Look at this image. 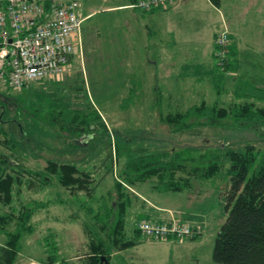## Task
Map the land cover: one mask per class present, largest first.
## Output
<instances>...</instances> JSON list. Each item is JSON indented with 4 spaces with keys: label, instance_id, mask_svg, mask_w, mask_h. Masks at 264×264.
Wrapping results in <instances>:
<instances>
[{
    "label": "rangeland",
    "instance_id": "1",
    "mask_svg": "<svg viewBox=\"0 0 264 264\" xmlns=\"http://www.w3.org/2000/svg\"><path fill=\"white\" fill-rule=\"evenodd\" d=\"M124 1L128 0H78L83 12H90L80 24L84 40L80 57L75 53L68 69L57 78L31 83L23 91L0 89V160L8 159L4 174L12 178L9 201L4 203L0 194V224L4 231H13L16 217L32 209L28 221L31 229L22 232L18 254L40 257L51 264H86L91 235L103 236V232L98 234L101 229L95 214L105 202L117 200L116 181L121 180L124 196L132 199L129 210L143 202L161 201L166 195L156 187L159 183L155 176L126 182L122 171L131 157L164 149L171 155L177 151L195 155L214 149L220 170L203 180L209 191L203 202L208 212L197 240L180 252L162 245V239L149 238L151 242L127 249L115 260L117 264H128L127 254L133 252L140 255L134 257V264H175L177 258L178 264H220L211 259V253L221 222L216 223L219 219L223 221L221 216L225 214L223 202L219 204L214 199L218 190L215 188L228 181L230 161L223 151L225 147L243 150L247 144L263 150L264 134L239 126L232 110L220 117H188L184 123L190 125L179 130L163 117L201 101L229 110L244 96L264 98L260 88L263 84L247 86L252 82L250 75L264 77L261 67L264 51L250 53V43L244 44L253 60L249 64L251 70L242 72L235 67L226 73L222 70L219 74L228 81L225 83L223 79L216 87L214 81L200 82L193 74H187L184 76L187 81H182L180 77H165L164 73L158 88H149L147 84L153 81L149 78L145 86L133 89L142 81L144 65L140 66L129 52H135L136 44L127 31L131 21H125V10L108 9ZM254 26L242 30L243 35L250 38L252 31L251 37L258 36L263 48L264 29ZM119 48L121 55L116 56ZM257 103L264 104V99ZM49 159L75 165L76 173L84 178L88 174L85 182L89 188L72 194L69 188L61 187L54 173L48 170ZM185 165L191 164L185 162ZM189 180L194 185L200 182L190 176ZM170 195L177 196L172 199L175 202L184 192ZM137 217L130 214L125 218L129 238L134 236L131 221ZM190 223L196 225L195 220ZM135 229L138 230L136 225ZM4 240L5 235L0 233V243L4 244Z\"/></svg>",
    "mask_w": 264,
    "mask_h": 264
},
{
    "label": "trees",
    "instance_id": "2",
    "mask_svg": "<svg viewBox=\"0 0 264 264\" xmlns=\"http://www.w3.org/2000/svg\"><path fill=\"white\" fill-rule=\"evenodd\" d=\"M132 1L135 2V0ZM209 1L214 6H219L221 0ZM231 40V33H229L227 52L229 60L225 67L221 68L217 65L213 51L215 74L217 75L213 79L215 87L221 80L223 82L222 73L234 68L230 50ZM222 70L225 71L222 72ZM220 72L222 73L219 74ZM255 84L253 80L247 86L251 87ZM2 90L12 91L9 88ZM252 97L255 96L252 95ZM231 110L239 126H247L264 134V104L259 105L256 100L243 98L238 103L234 102L229 110L219 108L216 104L206 105L204 101H201L182 111H175L174 114H166L163 120L179 130L190 125L189 122L184 123L188 117H220L225 116ZM223 155L230 161L228 181L222 192L223 210L226 216L214 237L211 259L220 264H264V149L256 148L254 144L245 145L243 150L225 147ZM185 162H190L191 165L186 167ZM7 163L8 159L0 160V194L4 203L10 199L12 184L10 175L4 174L7 170ZM47 165L48 170L54 173L61 187L69 188L72 194L89 188L85 182L89 175L86 174L84 178L80 173H76L75 165L58 164L53 159H49ZM219 167L220 163L214 149L199 151L195 155L188 151L187 153L177 151L171 155L168 150L164 149L160 152L153 151L131 157L122 172L127 183L134 182L135 179L142 181V179L155 176L159 183L156 187L161 192H177L182 189H193L194 184L189 180V176L197 180L208 179L216 175L220 170ZM114 185H116L117 200L109 204L105 202L100 212L95 214L94 219L98 227L100 224L101 229L98 234L103 232V236L91 235L86 264H107L112 248L120 250L136 242L135 239H127L125 235V218L132 199L124 196L125 186L121 180L116 181ZM31 213L32 209L25 211L21 216L18 215L13 231H4L3 225L0 224V233L5 235L4 244L0 245V264H13L20 248L19 240L22 232H30L31 223L28 221ZM2 230L4 232H1ZM136 234H139L138 230Z\"/></svg>",
    "mask_w": 264,
    "mask_h": 264
},
{
    "label": "crops",
    "instance_id": "3",
    "mask_svg": "<svg viewBox=\"0 0 264 264\" xmlns=\"http://www.w3.org/2000/svg\"><path fill=\"white\" fill-rule=\"evenodd\" d=\"M132 3V0L124 1L123 3H114L109 6L108 9H110V11L125 10V21H131L127 31L130 32L136 44L134 47L135 52L131 50L129 52L131 53V57H136L140 66L144 65V74L142 79H140L142 81H139L133 89L138 90L145 86L146 80L149 78L153 79L150 84H147L149 88H158L162 84V81L161 83L159 81L161 75L164 73L163 76L165 77H170V79L172 77H180L182 81H187V79H184V76H187V74L196 75L200 82L207 80L213 81L215 78L214 75H216V65H214V42H212V39L216 30L226 29L230 31L232 39V48L230 50L232 53V60L234 61L232 64L233 66L235 65L234 67L239 71L251 70L249 69V64L253 60L250 58L249 52L257 54L258 52L261 53L264 51L261 42L259 43V40H257L258 36L251 37V31L250 38H247L242 32V30L248 27L251 29L254 25L258 26L259 29H264V0H221L219 6H214L209 0H174L165 7L146 11L131 7L130 4ZM121 7L124 8L122 9ZM79 12L83 19L90 14V12L85 14L81 5ZM119 32L122 33V30ZM78 37L80 41L77 42L76 53L78 52L77 55L79 58L81 54L80 45L83 46L84 42L82 27L80 28ZM121 39L123 42V35ZM244 39L248 41V43L245 42ZM119 40L120 37H117V41ZM251 43L254 45L251 46ZM244 44L249 45L251 48V50L248 48L249 52L244 49ZM115 54L116 56L121 55L120 48L115 51ZM73 57L74 55L71 59H73ZM129 63H131V61ZM261 67L263 68L264 64L263 66L261 65ZM146 70L148 71L147 73ZM130 72L133 74V71ZM262 78L264 79V77L259 78L257 75L253 74L250 75L249 80H255L256 83L259 85L263 84L262 86H264V80ZM224 80L225 83H227L228 79L226 78ZM260 88L262 89L261 91H264V87ZM242 98L247 99L245 96ZM242 98L240 100H242ZM263 99L264 98L261 96H250L248 100L259 101ZM203 180L204 179H200L199 183L193 185L192 190H178V193L184 192V195L178 197V201H172L173 198H177V196L170 195L175 193L174 191H166L163 192V194L166 195L161 201H149L147 204L143 202L135 209L132 206L131 210H128L127 215L131 214L135 215V217L139 216L140 219L146 217L160 221L176 219L186 223L195 220L193 224L199 226L202 231L207 221L208 212L203 202L204 198H206L205 196L209 193L208 189L205 188L203 184L206 181ZM225 186L226 182L220 187L217 186L215 188L218 189L214 192V199L217 203L221 202L223 199L222 192ZM225 216L226 214L222 215L221 218H225ZM139 218L137 217L136 220L134 219L131 221L132 230H135V223ZM219 222L222 223L223 221L219 219L216 224H219ZM134 230L132 231L134 234L133 238L127 237V234L125 235L127 239H135L136 242L120 250L112 248L108 256L107 264H117L115 258L123 254V251L145 245L147 241L151 242L146 236L140 238L142 235L140 233L136 234ZM200 235L201 232L199 235L191 237L190 239L183 238L175 240L169 238L168 240L162 241L161 244L167 248L169 247L170 250L171 248H173V250L177 248L180 252H183V249H188L191 243L195 242ZM1 244L2 242L0 245ZM127 256H129L127 258L128 264H134L136 261L134 257L138 256V258H140V255L133 252L132 255L128 253ZM179 260H182L181 257ZM177 261L174 263L178 264ZM13 264L51 263L33 255L22 256L17 254Z\"/></svg>",
    "mask_w": 264,
    "mask_h": 264
},
{
    "label": "built area",
    "instance_id": "4",
    "mask_svg": "<svg viewBox=\"0 0 264 264\" xmlns=\"http://www.w3.org/2000/svg\"><path fill=\"white\" fill-rule=\"evenodd\" d=\"M174 0H135L141 11L165 7ZM78 0H0V89L21 91L29 84L62 75L76 53L83 17ZM227 30L213 37L216 63L229 60ZM136 228L144 237L168 240L200 234L197 225L170 219L141 218Z\"/></svg>",
    "mask_w": 264,
    "mask_h": 264
},
{
    "label": "water",
    "instance_id": "5",
    "mask_svg": "<svg viewBox=\"0 0 264 264\" xmlns=\"http://www.w3.org/2000/svg\"><path fill=\"white\" fill-rule=\"evenodd\" d=\"M102 259H104V256H102Z\"/></svg>",
    "mask_w": 264,
    "mask_h": 264
}]
</instances>
